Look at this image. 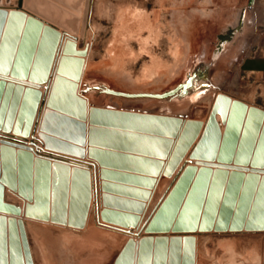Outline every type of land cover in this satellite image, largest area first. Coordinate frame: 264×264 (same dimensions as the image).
Here are the masks:
<instances>
[{"label": "water", "instance_id": "1", "mask_svg": "<svg viewBox=\"0 0 264 264\" xmlns=\"http://www.w3.org/2000/svg\"><path fill=\"white\" fill-rule=\"evenodd\" d=\"M89 6L90 0H84L82 28ZM23 8L44 15L38 0H24L20 8L0 6V128L29 136L37 118L39 131L29 142L0 143V211L21 212L19 206L5 200L8 187L29 201L26 216L83 228L92 200L89 168L71 166L39 152L64 156L94 168L98 162L103 179L112 174L104 170L110 167L112 156L154 165L153 174L136 170L158 176L174 144L164 171L173 180L137 231L130 228L139 224L137 214L144 203L139 204L136 215H126L112 211V197L103 195L105 208L99 217L104 223L99 222L132 236L114 264H196V232L242 230L246 215L247 229H264V175L260 176L264 173V108L249 107L242 99L232 100L230 95L220 93L205 126L203 121L185 120L175 114L94 104L88 109V99L80 94L79 82L90 45L83 48L80 36L78 49L77 38L71 39L63 32L67 39L62 42L56 75L48 81L63 34ZM217 113L226 123L223 133ZM87 140L90 160H84ZM157 145L166 148L159 152ZM193 145L190 158L196 159V165H187L189 160H185L175 173ZM102 188L107 192L110 184L103 181ZM143 231L172 234L170 238H154L141 236ZM9 261L34 264L23 220L0 217V264Z\"/></svg>", "mask_w": 264, "mask_h": 264}, {"label": "rangeland", "instance_id": "2", "mask_svg": "<svg viewBox=\"0 0 264 264\" xmlns=\"http://www.w3.org/2000/svg\"><path fill=\"white\" fill-rule=\"evenodd\" d=\"M38 1L43 7L39 8L44 13L41 16L51 20L50 24L78 26L79 34L68 33L69 38L76 37L78 43L81 36L83 45H90L80 88L92 105L181 115L185 120L203 121L205 126L218 94L254 98L255 85L242 77L240 62L245 54L242 44L255 42L256 31L257 42L264 45V17L257 23L253 18L260 14L258 0H90L84 28V0ZM23 4L24 0H0V6L8 8ZM55 13L69 19L57 20ZM56 69L57 64L52 80ZM38 131L35 123L29 136L7 131V136L0 135V143H19L8 136L33 140ZM39 153L71 166H87L90 173L93 168L64 156ZM68 186L71 188L72 181ZM70 199L69 195L68 206ZM5 200L17 206L29 203L8 187ZM97 201L92 187L84 228L24 217L34 264H114L130 234L102 224ZM6 216L21 219L0 213V217ZM248 222L246 215L242 230L196 232L197 264H264V229H247Z\"/></svg>", "mask_w": 264, "mask_h": 264}, {"label": "crops", "instance_id": "3", "mask_svg": "<svg viewBox=\"0 0 264 264\" xmlns=\"http://www.w3.org/2000/svg\"><path fill=\"white\" fill-rule=\"evenodd\" d=\"M18 7L20 8L21 6L18 5ZM256 8H258L257 10H259L260 12V14H255V16L253 17L254 21L257 23L259 21L260 16H261L260 18L264 17V0H258V2H256ZM23 9H25L31 14L37 15L38 17H40L41 19H43L48 23L52 22L51 20L45 19L44 17L36 14L35 12H33L28 8H23ZM55 17H57V20L59 19L60 21L63 20V22L69 19L68 17H63L62 19V17H60V14L56 15V13H55ZM53 25L62 32L65 31L70 32L69 29H71V27L61 28L58 27L56 24ZM257 33L258 32L256 31L255 42H248V43L245 42L242 44V54L245 53L242 56V60L240 62V70L242 72V77L247 79V81H253L255 85L254 88L255 93H253L254 94L253 100L247 98H242V99L246 100L250 104L255 103V105L264 108V45H260L257 42V37H258ZM42 87L44 88V86ZM80 94L88 98V100L90 101L89 97L82 93L81 88H80ZM221 129L223 132L224 126H221ZM165 148L166 147L164 145L156 146V149L159 152L164 151ZM192 149L193 147L186 154L184 159L180 162V164L176 168V172L181 167V165L185 160H189L187 165H196L195 164L196 159L190 158L189 153H191ZM173 150H174V144L173 146H171L169 150L167 159L163 161V165L160 168L161 174L158 176H152V174L155 172L153 170L155 168L154 165L139 163V161L131 157L112 156L109 157L108 164L110 165V167L106 168V170L110 171L112 174H110L107 177V179L104 180L101 176L102 167L98 164V162H95L96 171L94 172V166H93V168L91 169V182H92L93 191L95 192V195L98 199L97 205H99L100 210L105 208L103 205L104 194H108L112 197V208H111L112 211L120 212L126 215H134V214L136 215L139 210V206H140L139 204L144 203L145 205L144 209L142 210V212L137 214L139 215V217H141L138 226L130 229H134L136 231L138 227H141L172 181V177H168L167 175H165L164 171L168 165L169 157L172 154ZM215 161L217 162V160ZM249 163H250L249 166H251L252 162ZM197 166L199 168L201 167V165H197ZM137 167H142V168H137ZM136 169H143L141 170L142 172L145 173L150 172L152 174L149 175V174L139 173L138 170ZM147 179H151L152 181H149ZM103 181H107L108 183H110V188H108L107 192L104 191L102 188ZM144 190L151 192L147 200H143ZM21 208H22V214L16 216L18 218H21L25 223V219H24V217H26L24 214L25 207L22 205ZM89 222L91 223L90 217L88 223ZM25 227L27 229L26 223H25ZM125 229H129V227ZM146 234L147 233L143 231L141 233V236H144ZM171 234L172 233L169 232L162 235H168V238H170ZM198 235L199 234L197 233L196 236L197 247H198ZM128 237L130 238L132 236L128 235ZM196 249L198 252V248ZM196 264H197V257H196Z\"/></svg>", "mask_w": 264, "mask_h": 264}, {"label": "bare ground", "instance_id": "4", "mask_svg": "<svg viewBox=\"0 0 264 264\" xmlns=\"http://www.w3.org/2000/svg\"><path fill=\"white\" fill-rule=\"evenodd\" d=\"M46 22V21H45ZM48 23V22H47ZM73 23V22H72ZM71 27V29H69L70 30V32H68V31H65L66 33H69V34H73V35H75V36H77L79 33V27L78 26H70ZM60 32H62L61 30H60ZM62 34H63V32H62ZM72 35V36H73ZM65 38H66V34H63L62 35V39H61V41H60V45H59V47H58V50H57V55H56V58H55V63L53 64V67H52V69H51V72H50V75H49V80L48 81H53L52 80V76H53V74H54V70H55V68H56V64H57V67H58V63H59V59H60V56L62 55V50H63V43L62 42H64V40H65ZM79 38V37H78ZM78 45H79V39H78ZM79 47H80V45H79ZM84 47H86V45L84 46L83 45V48ZM85 62H86V60H85ZM84 67H85V65H84ZM83 71H84V69H83ZM82 75H83V72H82ZM54 79V78H53ZM81 80H82V76H81V79H80V82H79V88H80V83H81ZM6 81H8V80H6ZM29 81V80H28ZM25 85H27V84H25ZM28 86V85H27ZM26 87V86H25ZM80 92V91H79ZM226 94V93H225ZM232 100H234V98H232ZM92 106V104L89 102V100H88V109L90 108V107ZM214 106V105H213ZM249 107H250V105H249ZM212 109H213V107H212ZM212 111V110H211ZM216 118H217V120H218V122H219V124H220V127L221 126H224V129H225V125H226V123L223 121V118H222V115H221V113H217V115H216ZM37 119V118H36ZM36 119H35V124H36ZM88 121V120H87ZM86 121V122H87ZM88 125V124H87ZM90 125V124H89ZM88 125V126H89ZM0 129H2V128H0ZM3 130V129H2ZM5 131V130H4ZM221 131H222V129H221ZM1 133H4V134H6L7 133V131L6 132H3V131H0ZM13 132V131H12ZM11 132V133H12ZM223 132H224V130H223ZM222 132V133H223ZM87 142H88V140H87ZM87 145V144H86ZM88 145H89V143H88ZM89 147H90V145H89ZM89 149V148H88ZM86 153H87V156L86 157H88L89 158V156H88V150H86ZM190 154V153H189ZM84 158V160H90V159H87V158ZM215 161V160H214ZM216 162V161H215ZM83 163V162H82ZM99 164V163H98ZM85 165H89V164H86L85 163ZM192 166V165H191ZM251 167V166H250ZM96 168V167H95ZM94 168V172L96 171V169ZM102 169V168H101ZM212 169H215V167H212ZM104 170H106V168L104 169ZM231 171V170H230ZM154 173H156V171L154 172ZM159 173V175L161 174V170H160V172H158ZM248 172H245V174H247ZM264 175V174H263ZM168 176V175H167ZM262 176V175H261ZM108 177V176H107ZM107 179V178H106ZM105 180V179H104ZM167 180V179H166ZM105 182H107V181H105ZM108 183V182H107ZM108 184H110V183H108ZM165 185V184H164ZM9 192V191H8ZM144 198L145 197H147L146 198V200L149 198V196H150V194H151V192L150 191H145L144 190ZM12 194V193H11ZM12 197H15V195L14 196H12V195H10V198H12ZM9 199V198H8ZM6 201H8V200H6ZM8 202H10V201H8ZM26 202V201H25ZM145 206V205H144ZM20 208H21V206H19ZM24 214H25V216H26V209H27V207H26V205H24ZM144 209V208H143ZM21 210V212L20 213H12V212H6V211H0V213L1 214H8V215H11V216H13L14 215V217L16 216V215H21L22 214V208L20 209ZM142 212V211H141ZM2 216V215H1ZM139 216V215H138ZM6 218H7V216H6ZM11 218V217H10ZM18 218V217H17ZM29 218H32V217H29ZM141 218V217H140ZM21 220V219H20ZM19 222V221H18ZM140 222V221H139ZM87 223V222H86ZM25 226V225H24ZM86 226V225H85ZM84 226V227H85ZM138 226V225H137ZM136 226V227H137ZM83 227V228H84ZM142 227V226H141ZM141 227H138V229L139 228H141ZM137 229V230H138ZM132 230H134V229H132ZM136 230V231H137ZM135 231V230H134ZM145 232V231H144ZM149 234H152V235H149ZM193 234V233H192ZM146 235H148V236H153L154 238L157 236V235H162V234H157V233H147ZM154 235H156V236H154ZM182 235H184V234H182ZM136 241H138L140 238H134ZM127 242V241H126ZM166 264H168V262L166 263Z\"/></svg>", "mask_w": 264, "mask_h": 264}, {"label": "built area", "instance_id": "5", "mask_svg": "<svg viewBox=\"0 0 264 264\" xmlns=\"http://www.w3.org/2000/svg\"><path fill=\"white\" fill-rule=\"evenodd\" d=\"M0 135H3V136H7V134H3V133H1L0 132ZM8 137H11V138H13V139H16L17 141H19V142H29L30 140H26V139H24V138H20V137H12V136H8Z\"/></svg>", "mask_w": 264, "mask_h": 264}]
</instances>
